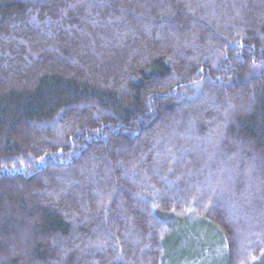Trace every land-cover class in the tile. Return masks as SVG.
<instances>
[{"label":"trees","instance_id":"obj_1","mask_svg":"<svg viewBox=\"0 0 264 264\" xmlns=\"http://www.w3.org/2000/svg\"><path fill=\"white\" fill-rule=\"evenodd\" d=\"M196 221L264 264V0H0V264H172Z\"/></svg>","mask_w":264,"mask_h":264},{"label":"rangeland","instance_id":"obj_2","mask_svg":"<svg viewBox=\"0 0 264 264\" xmlns=\"http://www.w3.org/2000/svg\"><path fill=\"white\" fill-rule=\"evenodd\" d=\"M194 223L172 241L169 250L172 264H223L225 255L216 231L202 222Z\"/></svg>","mask_w":264,"mask_h":264}]
</instances>
